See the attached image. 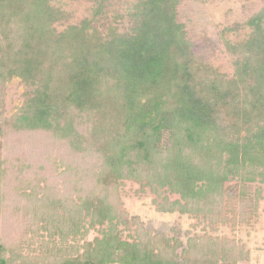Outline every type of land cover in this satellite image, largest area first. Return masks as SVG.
Returning a JSON list of instances; mask_svg holds the SVG:
<instances>
[{
  "label": "trees",
  "instance_id": "obj_1",
  "mask_svg": "<svg viewBox=\"0 0 264 264\" xmlns=\"http://www.w3.org/2000/svg\"><path fill=\"white\" fill-rule=\"evenodd\" d=\"M179 1L135 0L129 28L102 33L93 20L107 0L61 31L64 12L49 0H0V82L26 86L17 110L0 115V264H249L235 239L184 246L137 216L132 241L117 229L130 223L124 179L178 194L155 198L159 211L213 223L224 220L228 176L238 175L243 207L250 186L264 185V7L246 38L220 31L227 74L193 50ZM105 221L100 238L76 242ZM33 243L37 253L21 250Z\"/></svg>",
  "mask_w": 264,
  "mask_h": 264
},
{
  "label": "rangeland",
  "instance_id": "obj_2",
  "mask_svg": "<svg viewBox=\"0 0 264 264\" xmlns=\"http://www.w3.org/2000/svg\"><path fill=\"white\" fill-rule=\"evenodd\" d=\"M52 6L63 10V18L54 23L56 31H61L68 24H77L84 18H92L94 0H49ZM135 0H107L102 13L93 20L102 33L107 25H115L119 31L129 28L130 20L127 8ZM264 7V0H180L177 6L178 19L185 25L189 38L193 41V50L204 61L221 72L232 73V59L225 50L220 31L226 28L225 38L230 41H239L246 38L251 28L245 24L250 16ZM121 15L117 17L115 15ZM117 19H114V18ZM227 27H232L230 31ZM26 86L20 79L14 77L3 84L0 82V115L9 116L15 112L25 99ZM238 175L228 176L224 182L225 194L222 204L224 220L213 223L202 214H181L177 211L162 212L157 210L153 200H162L168 196L169 200L178 198V194L163 191L159 197L148 185H143L134 179H124L119 183L120 208L127 212L128 220L137 216L144 227L176 237L186 245V240L193 236L208 235L222 239H235L249 250V256L243 262L249 264H264V185L250 186L246 197L249 203L241 206V185ZM232 193V198L227 193ZM245 197V198H246ZM61 210V208H58ZM90 219L87 220L89 222ZM86 224V223H85ZM106 221L102 226L90 229L84 238L77 237L76 242L83 243V239L90 241L101 237L100 230L105 229ZM124 228L122 223L117 224L120 237L127 241L135 239V223L132 221ZM44 238H47L44 236ZM41 240L43 238H40ZM58 240V239H56ZM74 242L70 240L68 243ZM58 243V241H57ZM38 243L29 247L22 245L24 253H37L33 249ZM177 248V251H180ZM178 253V252H177Z\"/></svg>",
  "mask_w": 264,
  "mask_h": 264
}]
</instances>
